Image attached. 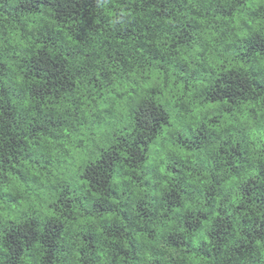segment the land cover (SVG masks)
Listing matches in <instances>:
<instances>
[{"label":"trees","instance_id":"trees-1","mask_svg":"<svg viewBox=\"0 0 264 264\" xmlns=\"http://www.w3.org/2000/svg\"><path fill=\"white\" fill-rule=\"evenodd\" d=\"M0 264H264V0H0Z\"/></svg>","mask_w":264,"mask_h":264}]
</instances>
